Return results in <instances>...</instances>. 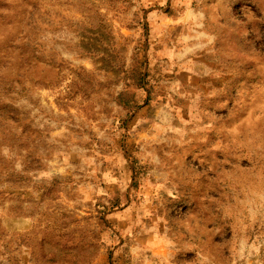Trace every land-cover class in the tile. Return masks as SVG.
<instances>
[{
	"label": "rangeland",
	"instance_id": "1",
	"mask_svg": "<svg viewBox=\"0 0 264 264\" xmlns=\"http://www.w3.org/2000/svg\"><path fill=\"white\" fill-rule=\"evenodd\" d=\"M0 264H264V0H0Z\"/></svg>",
	"mask_w": 264,
	"mask_h": 264
}]
</instances>
